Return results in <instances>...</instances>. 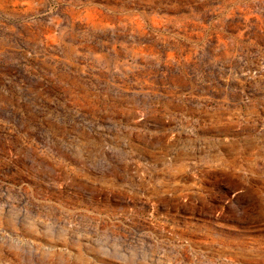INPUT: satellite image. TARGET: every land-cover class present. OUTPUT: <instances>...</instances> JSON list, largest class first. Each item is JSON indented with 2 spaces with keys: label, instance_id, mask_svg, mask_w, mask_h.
Returning a JSON list of instances; mask_svg holds the SVG:
<instances>
[{
  "label": "rangeland",
  "instance_id": "374dc122",
  "mask_svg": "<svg viewBox=\"0 0 264 264\" xmlns=\"http://www.w3.org/2000/svg\"><path fill=\"white\" fill-rule=\"evenodd\" d=\"M0 264H264V0H0Z\"/></svg>",
  "mask_w": 264,
  "mask_h": 264
}]
</instances>
